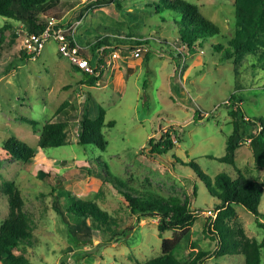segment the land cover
Here are the masks:
<instances>
[{
  "label": "rangeland",
  "instance_id": "374dc122",
  "mask_svg": "<svg viewBox=\"0 0 264 264\" xmlns=\"http://www.w3.org/2000/svg\"><path fill=\"white\" fill-rule=\"evenodd\" d=\"M60 1L72 4V8L78 5L81 13L73 15L72 21L87 10L77 27L78 34L86 33L80 37L81 44L99 36L98 27L104 26L117 28L122 34L140 29L151 35L148 25L157 19L147 6L149 0ZM189 1L199 5L203 15L220 27L222 35L213 42L227 46L236 32L234 0ZM66 11L70 13L69 8ZM4 24L0 16V26ZM26 32L20 24L5 32L12 45L6 44L0 57V147L14 135L36 148L37 155L22 162L0 154V224L9 214L5 184L12 182L25 202L35 235L34 246H27L24 253L30 264H141L160 254L162 239L170 238L172 232L159 233L156 219L133 216L126 202L105 183L106 172L111 179L121 181L124 191L176 197L195 211L197 219L183 251L174 252L179 259L192 258L204 250L210 253L203 264H245L243 255L213 256L215 243L205 237L203 228L210 216L208 210L217 200L190 162L211 181L219 173L236 177L239 171L264 187V164L255 163L250 146L251 125H245L238 140L234 165L219 160L226 154L227 138L236 122L228 101H238L232 105L245 113V120L264 117V33L254 42L257 52L233 62L223 59L224 50L216 51L209 44L193 51L180 50L172 29L165 25L155 36L169 43L151 42L156 51L148 60L145 52L150 48L141 49L139 57L121 53L98 84L84 86L79 84L81 74L60 55L55 41L47 42L36 58L24 53ZM107 49L106 55L114 50ZM85 104L94 114L98 106L103 107L106 122L114 121L112 127L103 128L108 141L105 151L77 144L78 120ZM45 117L51 122H67L63 145L47 149L38 146L37 130L25 119L40 126ZM162 136L172 146L159 153L149 141L152 138L157 144ZM53 187L56 194L64 188L81 200L96 199L119 221L118 232H125V236L101 233V241V234L96 232L91 244L73 245L54 208ZM60 202L65 206V197ZM236 209L247 236L260 241L264 232L257 226L256 217L242 206ZM259 209L264 223V194ZM260 259L264 264V248L260 249Z\"/></svg>",
  "mask_w": 264,
  "mask_h": 264
},
{
  "label": "trees",
  "instance_id": "16d2710c",
  "mask_svg": "<svg viewBox=\"0 0 264 264\" xmlns=\"http://www.w3.org/2000/svg\"><path fill=\"white\" fill-rule=\"evenodd\" d=\"M97 1L107 2L106 0ZM147 3V6L153 10L152 16L157 17L155 22L148 25V29L152 30L151 35H146L140 29L122 34L121 30L112 26L98 27L100 35L83 43L91 45L93 63L98 59L96 49L102 47H104V55L109 50L107 48H113L114 50L120 49L122 55L125 56L126 53L136 48H150L151 51L145 52V59L148 60L156 51L151 42L159 43V45H163V42L164 44L169 43L167 39L155 36L156 31L165 25L172 29L173 41L180 50L185 48L187 51H193L209 44L216 51L224 50L223 59L233 62L239 61L246 53L257 52L258 46L254 42L260 34L264 33V0H234L236 32L235 36L227 41V46L217 40L216 43L213 42L214 37L222 35L221 29L215 22L203 15L196 3L189 0H149ZM70 5L72 4L62 3L60 0H0V16L5 21V24L0 26V57L5 54L6 44L12 45L11 40L7 41L5 35L7 30H13L14 25L20 24L29 32L40 33L46 28L50 18L64 20L66 9L72 8ZM83 11L84 14L87 10ZM79 12L81 13L80 10ZM80 37L82 36L79 34L78 38L81 43ZM72 66L77 73L81 74L79 82L81 85H96L103 78V75L101 77L89 75L78 67ZM232 103L231 99L227 105L236 122L232 134L227 138L226 154L219 160L234 165L235 151L239 147L238 140L245 131V125L249 124L252 127L250 146L253 149L255 163L259 166L263 165L264 117H254L253 122L245 120L247 118L245 113L240 108L234 109ZM105 117L106 111L103 107L98 106L97 114H94L85 104L78 120L77 144L94 146L100 151H105L108 141L103 134V128L114 125V121L106 122ZM25 120L37 130L40 148L47 149L63 145L68 127L67 122H51L45 117L39 126V122L35 120H29V118ZM168 136L169 134H166V137ZM149 144L159 153L167 152L172 146L170 140H165V136H162L157 144H154L153 139L150 138ZM162 145L164 147L161 148ZM0 154L27 162L36 157L37 149L11 135L2 142ZM190 165L205 183L209 193L217 200L214 207L210 209L212 214L203 228L205 237L215 243L216 251L213 256L232 258L236 255H243L245 264H262L260 249L264 248V235L260 241L249 238L243 220L237 217L236 207L242 206L252 213L256 217L257 226L264 232V223L260 220L259 209L264 194L263 184L255 179L247 178L239 171L236 177L227 173H219L211 181L194 163L190 162ZM105 175V183L110 184L112 191L126 202L133 216H137L138 219H156L159 233L172 232L170 238L162 239L160 254L141 264H203V258L210 253L209 251H198L194 257L189 259H179L174 254L176 250L178 253L183 251L197 219L195 211L187 202H182L176 197L166 198L141 191H124L119 179H111L107 172ZM5 185L9 198V214L0 224V264H30V260L24 253L27 246H34L35 235L31 220L19 190L12 182ZM55 192L56 189L53 187L54 208L65 225L68 239L73 245L91 244L96 232L99 235L108 233L114 238L120 235L125 236V232L124 234L118 232L119 221L108 210L102 208L96 199L81 200L73 192L64 188H61L57 194ZM62 196L66 199L65 206L60 202ZM102 237L101 234V241H103Z\"/></svg>",
  "mask_w": 264,
  "mask_h": 264
},
{
  "label": "built area",
  "instance_id": "2783aa9c",
  "mask_svg": "<svg viewBox=\"0 0 264 264\" xmlns=\"http://www.w3.org/2000/svg\"><path fill=\"white\" fill-rule=\"evenodd\" d=\"M97 0H78L82 4L94 2ZM87 11L71 24L64 20L50 18L46 28L40 33L26 32L22 40V49L29 56L36 58L40 56L45 45L49 41H55L58 44V51L62 57L67 59L71 65H74L89 75L101 77L106 69H109L114 62L120 58L121 50H113L108 55L103 54L104 47L97 48L98 59L93 63L89 44H81L78 38L77 27L83 21ZM144 49V48H142ZM131 56L139 57L141 48L130 51ZM209 215L212 214L208 210ZM216 216L215 214L213 215Z\"/></svg>",
  "mask_w": 264,
  "mask_h": 264
},
{
  "label": "crops",
  "instance_id": "0c3cea01",
  "mask_svg": "<svg viewBox=\"0 0 264 264\" xmlns=\"http://www.w3.org/2000/svg\"><path fill=\"white\" fill-rule=\"evenodd\" d=\"M82 7V6H81ZM80 7V8H81ZM79 11V9H78V5L76 6V7H74V8H72V9H70V13H66V15H65V17H64V22L65 23H71V22H74V21H72V19L74 18L73 17V15L75 16V14L77 13ZM89 33V32H88ZM87 33V34H88ZM80 35L81 36H85L86 35V33H84V34H82L81 33V31H80ZM93 38V37H92ZM89 39H91V38H89ZM89 39H86L85 41H82L83 43L85 42L86 43V41L87 42H89L90 40Z\"/></svg>",
  "mask_w": 264,
  "mask_h": 264
}]
</instances>
